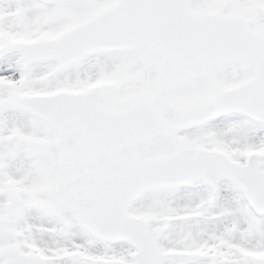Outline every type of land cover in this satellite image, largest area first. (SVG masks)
Masks as SVG:
<instances>
[{
	"label": "snow or ice",
	"instance_id": "snow-or-ice-1",
	"mask_svg": "<svg viewBox=\"0 0 264 264\" xmlns=\"http://www.w3.org/2000/svg\"><path fill=\"white\" fill-rule=\"evenodd\" d=\"M0 264H264V0H0Z\"/></svg>",
	"mask_w": 264,
	"mask_h": 264
}]
</instances>
